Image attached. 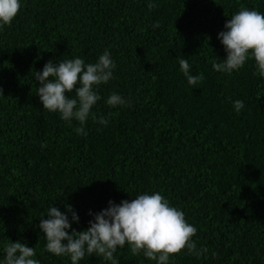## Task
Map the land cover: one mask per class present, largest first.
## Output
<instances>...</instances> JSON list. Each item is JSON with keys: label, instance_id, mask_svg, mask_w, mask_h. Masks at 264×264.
<instances>
[{"label": "trees", "instance_id": "1", "mask_svg": "<svg viewBox=\"0 0 264 264\" xmlns=\"http://www.w3.org/2000/svg\"><path fill=\"white\" fill-rule=\"evenodd\" d=\"M20 3L0 29V261L11 240L34 248L40 264H71L45 251L38 225L51 205L70 222L71 205L79 216L72 228L82 231L89 212L110 200L159 192L197 228V249H208L199 257L182 251L169 264H264V77L251 59L230 75L212 67L226 59L217 38L226 21L241 8L264 13V0ZM105 49L114 78L96 89L92 112L108 123L90 116L87 135L77 134V121L43 109L34 74L49 60L95 63ZM181 56L190 74L203 73L201 83H187ZM113 92L129 104L108 106ZM236 100L245 105L239 113ZM115 256L156 264L127 245ZM79 264L110 262L86 255Z\"/></svg>", "mask_w": 264, "mask_h": 264}, {"label": "clouds", "instance_id": "2", "mask_svg": "<svg viewBox=\"0 0 264 264\" xmlns=\"http://www.w3.org/2000/svg\"><path fill=\"white\" fill-rule=\"evenodd\" d=\"M155 7V3L148 4L149 10ZM20 8V0H0V29L11 25ZM153 27H160L159 22L154 23ZM224 29L217 38L224 47L226 59L213 61V69L230 75L251 59L255 62L256 74L264 77V13L241 8L226 21ZM178 60L180 71L189 85L195 86L204 80L203 73L190 74L186 58L181 56ZM115 67L107 49L95 63H85L80 57L62 59L58 63L49 60L42 71L34 74L40 85L37 95L43 109L58 113L63 121H77L80 125L75 129L77 134L87 135L83 126L90 116L94 122L106 126L108 120L104 117L97 120L92 109L101 99L96 89L114 78ZM69 93L75 95L70 97ZM0 95H3L2 87ZM106 103L112 108L129 104L115 92L107 97ZM244 107L242 100H236L233 104L236 113ZM45 146L41 145L42 148ZM65 208L71 213V222L66 213L51 205L46 210L48 219H44L43 215L38 227L46 240L45 251L68 257L71 264H79L86 255L119 264L115 253L125 245L133 256L143 253L145 258L156 264H169L171 257L185 250L197 257L208 252L206 247L197 249L193 240L197 228L188 223L184 212L172 206L159 192H145L119 204L110 200L107 208L97 213L89 212L94 218L82 231L72 228V222L79 223L78 214L71 205H65ZM3 251L5 255L0 264H40L35 258V249L20 241L10 240Z\"/></svg>", "mask_w": 264, "mask_h": 264}]
</instances>
